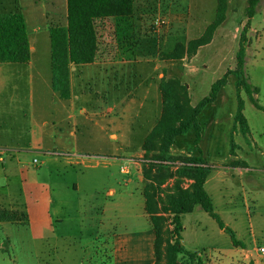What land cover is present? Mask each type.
Segmentation results:
<instances>
[{"label": "rangeland", "instance_id": "obj_1", "mask_svg": "<svg viewBox=\"0 0 264 264\" xmlns=\"http://www.w3.org/2000/svg\"><path fill=\"white\" fill-rule=\"evenodd\" d=\"M248 7V0H231L227 19L216 31L212 44L200 48L193 57L177 62H166L161 59L162 52L172 51L178 43L187 45L189 41L203 35L216 18L217 1L135 0L137 37L140 43L138 52L141 53L143 61L155 59V64L161 62L163 66L166 65V69H163V75L166 74V78L176 77L187 85L191 104L195 107L210 95L215 82L229 71L236 69L237 53L241 44L244 43L247 50L246 72L249 83L260 89L256 97L264 107V0L259 3L254 17L248 14ZM0 13H22L30 22L31 30L32 27L37 26L45 29L59 25L65 26L68 13L67 0H0ZM161 21L164 23L161 24ZM109 24L112 27L111 20ZM105 25L108 26V24L102 26L105 27ZM106 38L102 41L114 54L116 44L112 39L111 29L108 30ZM39 41L38 54L44 55L47 49L50 50V38L47 41L45 35H42ZM155 64L152 63L150 66L145 64V67L149 68L147 74L153 75ZM14 72L6 71L3 78L7 81L17 79ZM131 81L134 79L132 78ZM7 83L2 102L10 104L11 99L14 101L17 99L12 96L21 95V99H26V110L19 116L2 119V126L5 129L15 130L17 127L29 131L32 95L28 87L25 97L21 94L22 85ZM134 84L131 82L130 86ZM16 87L19 88L17 93L14 91ZM34 95L36 98L37 93L34 92ZM241 97L245 102L244 115L251 129L250 136L242 135L239 129L234 131L238 96L236 79L230 75L217 101L208 105L198 118L202 129L199 147L196 145V132L191 130L177 137L171 148L173 155L202 156L212 167L206 186L207 192L212 197L215 211L242 243V246L235 247L230 235L221 230L216 220L197 206L193 213L182 216L184 226L182 243L187 250L198 252L207 264H235L236 257L240 255H244L245 260L239 264L264 263V254L259 257L256 252L258 248L264 247V112L255 108L245 91L241 93ZM25 113L28 117L24 116ZM19 121L25 124L21 125ZM135 127L137 128L136 138L141 139L147 131V126L142 121H138ZM33 130L36 134L37 128ZM233 133L239 158L230 155ZM97 157L88 156V159L93 163L100 158L105 160V158ZM36 159L42 162V159L38 157ZM237 160L245 161L247 168H243V165L240 166L242 169L233 166L232 162ZM40 167H32L31 170L38 171ZM81 174L84 179L96 177V180L83 182L82 195L85 196L89 192L88 189L90 192H95L96 188L98 200H87L88 205L82 217L85 220V228L87 224L88 228L84 230L81 238H78L80 241V244H77L78 247L74 249V246L72 248L67 246L66 254L61 251L59 255L67 258V264L71 261H74V264H82L81 260L91 255L90 253L92 256L95 255L92 259L93 264H101L102 261H107V264H116V259L118 264H152L154 234L148 220L144 229L140 228V235L136 232L137 229L133 231L132 227L128 233H125L124 229L117 233L119 237L115 238L116 245L118 246L121 242L124 247L128 238V246L121 251L118 249L117 255L114 254L111 261L106 258L103 246L111 233L105 232L102 227L103 224L108 223L110 216L102 217L98 208H101V205L108 200L106 197L109 186L108 175L102 169H83ZM117 176L121 181L128 179L127 175L118 174ZM190 183L191 181L186 180L183 186L187 188ZM173 185L174 180H170L163 186L165 190L163 197ZM134 197L136 198L133 200L125 199L127 205L124 209L130 215L128 212L121 215V219L130 225L134 221L131 209H138V201L141 203V196ZM79 223L76 220L71 224L74 226ZM85 244H89L90 249H82L86 246ZM48 258V250L42 242L33 241L31 232L27 228L15 224L0 228V264H45L43 261L45 262Z\"/></svg>", "mask_w": 264, "mask_h": 264}, {"label": "crops", "instance_id": "obj_2", "mask_svg": "<svg viewBox=\"0 0 264 264\" xmlns=\"http://www.w3.org/2000/svg\"><path fill=\"white\" fill-rule=\"evenodd\" d=\"M109 21L98 22L102 40L107 39L111 28ZM26 22L32 51L30 62L16 66L11 65L12 63H0V149L8 151L4 160H0V209L25 212L29 225L0 222V228L10 224L27 228L33 241L42 242L48 250L49 258L43 263L67 264V258L59 255V252L66 254L67 246H74V249L78 247V238L88 228V224L85 228L82 217L88 205L87 200H98L96 188L95 192H90L85 187L89 192L82 195L83 182L96 180V177L84 179L81 172L83 169H102L109 179L106 192L108 200L98 210L102 217L110 216L108 223L103 224L102 228L111 233L103 246L106 258L111 261L118 249L121 251L128 246V238L124 247L121 242L118 243L119 248L115 243V238L119 237L117 233L121 230L128 233L131 227L133 231L136 228L140 235V228L144 229L146 220L153 230L146 212L143 145L162 114L160 83L166 65L163 66L161 62L155 64V59L143 61L139 52L135 61L121 60L117 53H105L103 59L92 64L71 66L72 96L69 100H62L52 87L51 40L50 50L47 49L44 55L38 54L39 40L45 35L48 41L51 27L45 29L37 26L31 30L27 18ZM103 24L108 26L103 27ZM152 63L155 66L153 75H150L147 74L149 68L145 64L150 66ZM8 70L15 71L17 79L5 80L4 73ZM132 78L134 81H131ZM7 82L22 85L21 94L25 97L28 89L32 95L29 131L17 127L15 130L5 129L2 126V119L19 116L26 110V99H21V95L12 96L17 99H11L10 104L2 102ZM131 82L135 83L132 87ZM18 90V87L14 88L16 93ZM34 92L37 93L36 98ZM24 116L28 117L26 113ZM16 121L18 120H15L17 124ZM138 121L147 126L141 139L136 138L135 126ZM19 124L25 123L19 121ZM34 128H37L36 134ZM52 152L76 154L78 157L58 158L52 156ZM129 152L132 154L128 155ZM88 156H98L105 160L99 159L93 163ZM32 167L40 169L31 170ZM118 174L127 175L128 179L121 181ZM208 181L209 178L206 186ZM135 195L139 198L141 196V203L138 201V209H131L134 221L130 225L121 219V215L128 212L124 209L127 205L125 199L133 200ZM133 206L135 207V203ZM76 220L80 223L73 226L71 223ZM85 245L82 249H90L89 244ZM90 254L80 263L93 264L95 255ZM139 259L140 252L137 255V260ZM244 260V255H240L236 257L235 264ZM115 263L118 264L117 259ZM154 263L155 260L152 264ZM69 264H74V261ZM101 264H107V261H102Z\"/></svg>", "mask_w": 264, "mask_h": 264}, {"label": "trees", "instance_id": "obj_3", "mask_svg": "<svg viewBox=\"0 0 264 264\" xmlns=\"http://www.w3.org/2000/svg\"><path fill=\"white\" fill-rule=\"evenodd\" d=\"M215 20L203 35L189 41L187 45L178 43L172 51L162 52L161 59L177 62L197 54L200 48L212 43L216 31L227 19L229 0H216ZM248 14L254 17L261 0H248ZM67 25L51 27L49 30L52 52V87L62 100L72 96L70 68L72 65H88L112 54L102 41L98 22L111 20L112 39L115 41L117 57L135 61L138 57L135 0H67ZM111 36V35H110ZM31 45L26 18L22 13H0V63L27 64L31 60ZM247 50L244 43L237 53V66L213 84L210 95L193 107L189 88L179 78L161 79L162 114L145 139L143 172L145 177L144 195L146 212L150 217L155 235L154 264H207L198 252H191L183 245L184 226L182 216L193 213L200 206L216 222L221 230L229 234L235 247L242 246L236 233L227 227L215 211L211 195L206 190V182L212 173L202 156H177L171 148L177 137L191 130L196 132V145L201 140L199 116L214 104L221 89L227 85L230 75L236 79L238 107L234 116L235 128L246 137L251 129L244 115L245 102L241 93L245 91L260 111L264 107L257 95L260 89L249 83L246 72ZM234 133L231 140V157H237ZM235 167L247 168L245 161H233ZM170 180L174 185L163 197V186ZM191 181L185 188L184 182ZM0 222H15L27 225L25 212L0 209ZM254 264V263H251Z\"/></svg>", "mask_w": 264, "mask_h": 264}, {"label": "built area", "instance_id": "obj_4", "mask_svg": "<svg viewBox=\"0 0 264 264\" xmlns=\"http://www.w3.org/2000/svg\"><path fill=\"white\" fill-rule=\"evenodd\" d=\"M164 23L163 21H161V24ZM8 153V151L4 150V149H0V160L3 161L4 156ZM52 156L54 157H78L76 154L72 155V154H63V153H58V152H52L51 153ZM100 158V157H97ZM101 159V158H100ZM35 163H37V160H35ZM258 254L261 256L264 254V247L258 248ZM264 264V263H263Z\"/></svg>", "mask_w": 264, "mask_h": 264}]
</instances>
